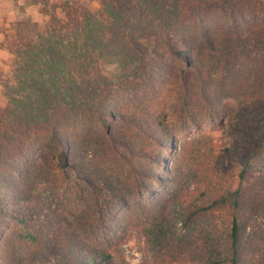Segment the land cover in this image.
I'll list each match as a JSON object with an SVG mask.
<instances>
[{"label": "trees", "instance_id": "obj_1", "mask_svg": "<svg viewBox=\"0 0 264 264\" xmlns=\"http://www.w3.org/2000/svg\"><path fill=\"white\" fill-rule=\"evenodd\" d=\"M22 1L42 22L0 28V264L130 241L138 264H264V1ZM210 123L232 145L178 144Z\"/></svg>", "mask_w": 264, "mask_h": 264}, {"label": "rangeland", "instance_id": "obj_2", "mask_svg": "<svg viewBox=\"0 0 264 264\" xmlns=\"http://www.w3.org/2000/svg\"><path fill=\"white\" fill-rule=\"evenodd\" d=\"M51 2H56L58 0H50ZM254 3L264 0H249ZM84 5L91 11V13L96 14L99 5L96 0H83ZM23 1L22 0H0V28H6L10 24L20 21L25 18H30L34 22L41 23L42 17L38 13L36 8L27 7L22 9ZM264 15L257 10L254 11L252 15H249L250 19L263 18ZM3 36L0 33V42L2 41ZM10 58V55L7 51L0 49V68L4 72H7V63ZM108 70L112 66L106 67ZM4 104V99L2 95V90L0 88V108ZM197 133H202L208 135L212 139L214 149L222 152L225 146L232 145L233 139L230 134H228L224 128H222L218 123H210L204 125L200 131H191L186 134L177 135L178 144L188 140L190 137L196 135ZM264 166V160L259 163L256 160H251L248 163V172L246 180H250L258 174L260 167ZM139 246L134 242L130 241L129 243L118 247V250L114 253L115 261L117 264H138L140 254L138 252Z\"/></svg>", "mask_w": 264, "mask_h": 264}]
</instances>
